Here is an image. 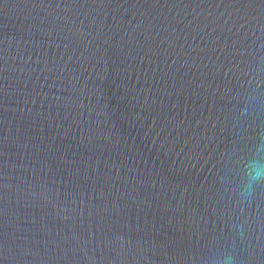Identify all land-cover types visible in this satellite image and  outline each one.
I'll use <instances>...</instances> for the list:
<instances>
[{
  "label": "water",
  "instance_id": "95a60500",
  "mask_svg": "<svg viewBox=\"0 0 264 264\" xmlns=\"http://www.w3.org/2000/svg\"><path fill=\"white\" fill-rule=\"evenodd\" d=\"M261 42L264 0H0V264H264V185L234 191Z\"/></svg>",
  "mask_w": 264,
  "mask_h": 264
},
{
  "label": "clouds",
  "instance_id": "9594fccd",
  "mask_svg": "<svg viewBox=\"0 0 264 264\" xmlns=\"http://www.w3.org/2000/svg\"><path fill=\"white\" fill-rule=\"evenodd\" d=\"M264 42L256 44L255 50L249 52V60L243 76V91L236 100L237 112L236 122L244 120H255L264 115ZM231 159V154H229ZM243 176L241 182L234 191L241 205L240 213L243 214L244 206L248 205L260 185H264V128L258 133L256 143L253 145L251 155L243 164ZM218 183L224 190L232 186V176L226 169L223 174L218 175ZM248 225L239 219H234L230 230L237 239L246 235ZM199 264H239L234 247L226 245L210 248L205 256L198 257Z\"/></svg>",
  "mask_w": 264,
  "mask_h": 264
}]
</instances>
